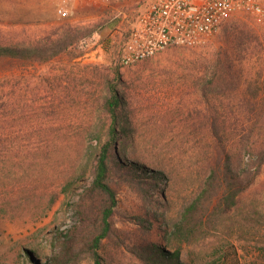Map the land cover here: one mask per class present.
Segmentation results:
<instances>
[{
    "label": "rangeland",
    "instance_id": "374dc122",
    "mask_svg": "<svg viewBox=\"0 0 264 264\" xmlns=\"http://www.w3.org/2000/svg\"><path fill=\"white\" fill-rule=\"evenodd\" d=\"M128 2L80 0L63 18L56 0H0V46L71 39L47 61L0 56V264L47 257L57 231L73 224L62 188L97 163L99 141L109 138L111 85L124 104L118 152L163 179L115 178L118 204L102 264H152L147 245L167 247V237L188 264H226L228 253L264 264V163L236 206L218 202L231 176L228 155L232 170H245L241 141L264 138V24L236 12L196 46H171L123 68L108 45L123 34L114 16ZM91 180L87 174L83 183ZM194 202L192 234H174ZM84 255L79 264H96Z\"/></svg>",
    "mask_w": 264,
    "mask_h": 264
},
{
    "label": "trees",
    "instance_id": "16d2710c",
    "mask_svg": "<svg viewBox=\"0 0 264 264\" xmlns=\"http://www.w3.org/2000/svg\"><path fill=\"white\" fill-rule=\"evenodd\" d=\"M71 39L66 36L61 42L54 43L50 47L19 48L0 46V56H8L17 59L28 58L33 61H47L59 55L62 50L68 49ZM105 109L111 117L109 138L99 141V150L96 153L95 165H87L82 172L72 181L63 186V192L68 195L65 208L73 211L75 220L71 226L58 230L51 239L47 249L50 255L47 257L30 256L34 264H79L84 254L95 260L96 264H102L99 253L102 240L113 231V216L118 204L115 178L131 180L140 184L154 182L162 183L163 172L156 169L138 166L134 160H125L118 152V126L120 125V109L124 106L122 96L115 85L110 86V95L105 101ZM255 114H261L252 108ZM255 127L252 128L254 132ZM123 126L120 132H124ZM242 148L249 154L247 169L232 170L231 156L226 161L227 173L224 176V186L219 195V204L227 209L236 206L239 196L250 186L256 175L260 172L264 163V138L247 136L241 141ZM218 167V166H215ZM213 173H217L213 170ZM87 174L92 177L90 185H86L84 178ZM80 188L83 190L80 191ZM77 195L78 199L74 200ZM197 202V201H196ZM196 202L182 213V217L175 223L174 234L190 236L194 230L191 225V216L196 209ZM188 238V237H187ZM167 247L148 244L145 253L152 264H188L181 258L182 246L175 245L170 237L165 238ZM227 254L226 264H241L238 258Z\"/></svg>",
    "mask_w": 264,
    "mask_h": 264
},
{
    "label": "built area",
    "instance_id": "2783aa9c",
    "mask_svg": "<svg viewBox=\"0 0 264 264\" xmlns=\"http://www.w3.org/2000/svg\"><path fill=\"white\" fill-rule=\"evenodd\" d=\"M56 1L59 16L65 18L80 0ZM236 12L264 24V0H129L114 16L125 28L121 37L110 40V55L124 68L171 46H196Z\"/></svg>",
    "mask_w": 264,
    "mask_h": 264
}]
</instances>
